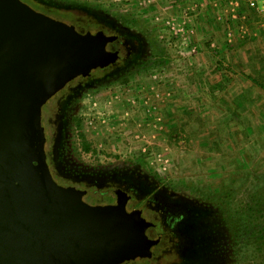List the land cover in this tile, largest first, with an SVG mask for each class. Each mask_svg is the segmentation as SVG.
Instances as JSON below:
<instances>
[{
    "label": "rangeland",
    "instance_id": "rangeland-1",
    "mask_svg": "<svg viewBox=\"0 0 264 264\" xmlns=\"http://www.w3.org/2000/svg\"><path fill=\"white\" fill-rule=\"evenodd\" d=\"M43 1L130 35L122 54L136 53L41 106L55 182L89 204L131 194L177 230L145 264H264V60L248 56L246 27H190L183 0Z\"/></svg>",
    "mask_w": 264,
    "mask_h": 264
},
{
    "label": "water",
    "instance_id": "water-1",
    "mask_svg": "<svg viewBox=\"0 0 264 264\" xmlns=\"http://www.w3.org/2000/svg\"><path fill=\"white\" fill-rule=\"evenodd\" d=\"M110 38L0 0V264H120L148 257L156 243L124 192L89 204L46 162L41 106L115 58Z\"/></svg>",
    "mask_w": 264,
    "mask_h": 264
},
{
    "label": "crops",
    "instance_id": "crops-1",
    "mask_svg": "<svg viewBox=\"0 0 264 264\" xmlns=\"http://www.w3.org/2000/svg\"><path fill=\"white\" fill-rule=\"evenodd\" d=\"M181 7L188 18V26L197 24L237 23L248 31V56L264 60V0H254L248 8L247 0H183ZM170 7L174 2L169 3ZM264 63V62H263Z\"/></svg>",
    "mask_w": 264,
    "mask_h": 264
},
{
    "label": "flooded vegetation",
    "instance_id": "flooded-vegetation-1",
    "mask_svg": "<svg viewBox=\"0 0 264 264\" xmlns=\"http://www.w3.org/2000/svg\"><path fill=\"white\" fill-rule=\"evenodd\" d=\"M113 33L112 34L108 33L111 38H110L109 42L107 43L106 48L108 50H110L111 52H113L114 54H116V55H115V58H111V59L107 60L102 65V67L106 66V65H110V66L112 65L113 67H115V69L120 68V69H124L125 71H127V70L132 68V67H129V65L133 61V59L135 58V56H136L135 54L136 53L131 55V56H129V57H125L122 54V51L124 50V46L123 45L126 44L127 47L130 46L129 43L131 42V40H133V38L130 37V35L118 32L116 30H113ZM90 73L88 75H90ZM88 75H86V76H88ZM86 76H84V77H86ZM64 186H67V185H64ZM114 194H115V199L113 201L110 200V201H108V202H106L104 204L115 203L117 192L115 191ZM126 196H127L126 200H125L126 210L127 211L136 210L140 214V216L142 218H144V220L147 222L145 233L147 234V236L150 239L156 240V243L151 247V249L154 248V247H158V245L161 242L162 243L166 242L165 245H164V248L167 247V246H170L172 243L174 244L173 241H174L175 235L176 236L178 235V231L174 230V232H173L171 230V228H169V230H165V228H163L161 226L162 222L160 220L154 221L153 219L148 217L146 214H144V209H142L143 207L140 208L139 206L136 205V203L134 202L135 200H134V196L133 195L126 194ZM181 218L177 219L176 224H178L180 222ZM151 251L152 250H150V253H151Z\"/></svg>",
    "mask_w": 264,
    "mask_h": 264
},
{
    "label": "trees",
    "instance_id": "trees-1",
    "mask_svg": "<svg viewBox=\"0 0 264 264\" xmlns=\"http://www.w3.org/2000/svg\"><path fill=\"white\" fill-rule=\"evenodd\" d=\"M22 1L30 5L33 9H35L38 12L47 14L53 18H56L61 21L68 22L70 24L77 26L78 28H80L81 33L91 32V33H102V34H107V35H109L110 33L111 34L113 33L111 31H108L109 29H107L103 25L99 24V22L96 21V19L89 17L88 14L85 16H78V14L75 13L74 10L71 8L60 7L55 4L46 3L43 0H22ZM77 125H79V122H77ZM83 148L86 151L90 150V146L88 143H84ZM104 201L108 202L109 200L107 199ZM162 244L163 243L161 242L158 246L160 247V245ZM149 260L150 259L148 257H143V258H136L133 260L124 261L122 263L126 262L129 264H145L149 262Z\"/></svg>",
    "mask_w": 264,
    "mask_h": 264
},
{
    "label": "built area",
    "instance_id": "built-area-1",
    "mask_svg": "<svg viewBox=\"0 0 264 264\" xmlns=\"http://www.w3.org/2000/svg\"><path fill=\"white\" fill-rule=\"evenodd\" d=\"M255 1L254 0H247V6L248 8H252L255 6Z\"/></svg>",
    "mask_w": 264,
    "mask_h": 264
}]
</instances>
